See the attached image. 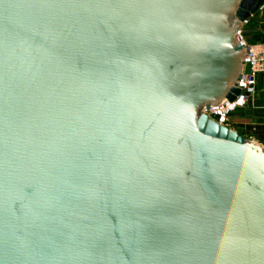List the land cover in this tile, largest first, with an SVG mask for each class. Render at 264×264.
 Masks as SVG:
<instances>
[{
  "label": "water",
  "instance_id": "1",
  "mask_svg": "<svg viewBox=\"0 0 264 264\" xmlns=\"http://www.w3.org/2000/svg\"><path fill=\"white\" fill-rule=\"evenodd\" d=\"M263 6L0 0V264H264V146L205 115Z\"/></svg>",
  "mask_w": 264,
  "mask_h": 264
},
{
  "label": "built area",
  "instance_id": "2",
  "mask_svg": "<svg viewBox=\"0 0 264 264\" xmlns=\"http://www.w3.org/2000/svg\"><path fill=\"white\" fill-rule=\"evenodd\" d=\"M263 10L264 6L260 11ZM249 26L250 20L245 22L239 31L242 46L247 53L246 63L251 68V73L244 74L241 80L240 96L234 102L227 101L225 104L212 106L205 110V115L211 120L235 132H238L237 118H240V115L248 110L252 98L257 94L258 77L264 75V40L250 43L246 34V29Z\"/></svg>",
  "mask_w": 264,
  "mask_h": 264
},
{
  "label": "crops",
  "instance_id": "3",
  "mask_svg": "<svg viewBox=\"0 0 264 264\" xmlns=\"http://www.w3.org/2000/svg\"><path fill=\"white\" fill-rule=\"evenodd\" d=\"M246 34L250 43L264 40V10L250 20ZM240 116L236 123L238 132L264 146V75L258 77L257 94L252 98L248 110Z\"/></svg>",
  "mask_w": 264,
  "mask_h": 264
}]
</instances>
